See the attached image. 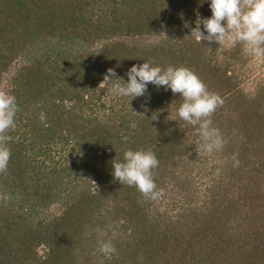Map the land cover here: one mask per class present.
<instances>
[{"label":"trees","instance_id":"16d2710c","mask_svg":"<svg viewBox=\"0 0 264 264\" xmlns=\"http://www.w3.org/2000/svg\"><path fill=\"white\" fill-rule=\"evenodd\" d=\"M210 2L0 0V83L14 69L19 108L0 174V264H264V58L187 37ZM55 41L102 45L37 48ZM145 61L187 67L220 95L223 150L201 149L177 116L182 98L164 87L114 95L106 113L107 70L127 83ZM129 149L158 158V198L114 180L112 161ZM53 204L61 211L40 219ZM101 241L116 251L102 253Z\"/></svg>","mask_w":264,"mask_h":264},{"label":"clouds","instance_id":"9594fccd","mask_svg":"<svg viewBox=\"0 0 264 264\" xmlns=\"http://www.w3.org/2000/svg\"><path fill=\"white\" fill-rule=\"evenodd\" d=\"M210 9L211 17H198L196 27L187 37L200 44L204 41L219 46L228 41L240 43L247 53L264 58V0H211ZM126 75L127 83L122 78L111 79L116 77V72L110 68L104 81L113 82L111 91L116 96L131 97L132 100L145 96L148 84L179 94L182 103L177 109V116L196 129L201 149L207 153L223 150L227 141L213 126L212 116L224 101L219 94L209 91L194 71L184 66L162 68L145 61L142 65H133ZM18 111L15 96L0 91V174L8 169L11 151L7 145L11 136L7 133L15 129ZM151 119L156 120L157 115ZM231 159L238 167V154H233ZM158 167L159 160L152 150L129 149L123 153L122 161L116 158L112 161V175L121 185L135 187L145 199H156L163 194V189H157L154 180V170ZM100 251L114 253L116 249L111 242L101 241Z\"/></svg>","mask_w":264,"mask_h":264},{"label":"rangeland","instance_id":"374dc122","mask_svg":"<svg viewBox=\"0 0 264 264\" xmlns=\"http://www.w3.org/2000/svg\"><path fill=\"white\" fill-rule=\"evenodd\" d=\"M101 45L102 44H100L99 42L95 43L94 46H89V45L83 44L80 41H62V42L55 41L52 43H50V42L45 43L43 45H40V47H37V48H39V51H41V50L53 51L54 48L61 49L63 47H68V48H71L74 50L75 49L76 50L81 49L84 51H92V50H96L97 48L101 47ZM20 64H21V61L18 60L14 63L13 67H18ZM13 72H14V69L11 70L10 73L4 74L2 76L1 83H0V91L10 94L9 93L10 86L8 84V81H9V78L12 76ZM114 95L115 94L110 93V95L108 97L101 99V103L105 104L104 107H105V110H107L106 113H109L111 108H113V107H111V105H113V104H110V102L114 103L118 100V98L115 97L116 95L115 96ZM119 100H120L119 103H121L122 100L121 99H119ZM193 172H195V170ZM78 179H79V183L81 184V183H83V181H86L87 175L80 172ZM196 181H197V179H196ZM1 200H2V195L0 193V202H1ZM60 211H61V209H60L59 204H53V205H50L49 207H47V210L44 213L39 214V216H40V219H43V218H46L45 216H48L50 214H58ZM40 254H42V251H40Z\"/></svg>","mask_w":264,"mask_h":264}]
</instances>
